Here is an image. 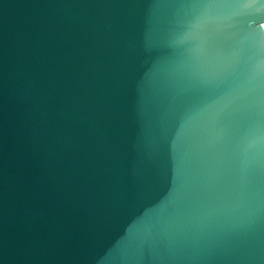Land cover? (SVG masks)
Listing matches in <instances>:
<instances>
[{
	"label": "water",
	"instance_id": "water-1",
	"mask_svg": "<svg viewBox=\"0 0 264 264\" xmlns=\"http://www.w3.org/2000/svg\"><path fill=\"white\" fill-rule=\"evenodd\" d=\"M261 53L259 0H0V264H264Z\"/></svg>",
	"mask_w": 264,
	"mask_h": 264
},
{
	"label": "snow or ice",
	"instance_id": "snow-or-ice-1",
	"mask_svg": "<svg viewBox=\"0 0 264 264\" xmlns=\"http://www.w3.org/2000/svg\"><path fill=\"white\" fill-rule=\"evenodd\" d=\"M259 2L264 4V0H259ZM232 58L235 60L233 55ZM248 71L251 80L264 81V53L260 54V58L256 62L248 66Z\"/></svg>",
	"mask_w": 264,
	"mask_h": 264
}]
</instances>
